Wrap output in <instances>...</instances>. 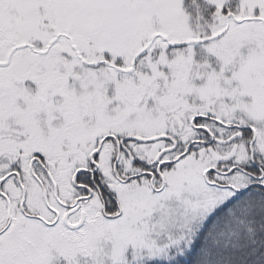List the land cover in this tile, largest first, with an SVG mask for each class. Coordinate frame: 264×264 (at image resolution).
<instances>
[{
  "label": "snow or ice",
  "instance_id": "1",
  "mask_svg": "<svg viewBox=\"0 0 264 264\" xmlns=\"http://www.w3.org/2000/svg\"><path fill=\"white\" fill-rule=\"evenodd\" d=\"M0 264H264V0H0Z\"/></svg>",
  "mask_w": 264,
  "mask_h": 264
}]
</instances>
